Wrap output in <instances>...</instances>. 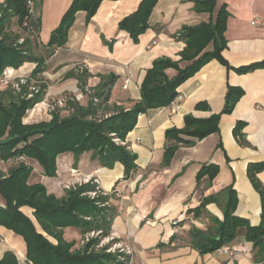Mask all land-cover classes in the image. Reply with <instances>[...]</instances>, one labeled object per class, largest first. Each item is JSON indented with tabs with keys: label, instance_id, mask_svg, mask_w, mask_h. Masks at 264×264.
<instances>
[{
	"label": "crops",
	"instance_id": "obj_1",
	"mask_svg": "<svg viewBox=\"0 0 264 264\" xmlns=\"http://www.w3.org/2000/svg\"><path fill=\"white\" fill-rule=\"evenodd\" d=\"M33 1L40 20L34 52L46 59L45 72L39 78L46 88L43 101L24 118L28 125L49 122L44 120V112L50 100L80 96V104H87L89 98L79 82L80 71L87 74V88H97L101 77L106 84L112 80L107 106L130 110L141 99V84L153 63L162 58L180 60L179 54L186 46L183 28L211 19L208 13L196 12L195 0H158L148 30L134 43L120 29V23L136 12L143 0H104L90 21L86 12H79L66 46L51 49L47 45L52 33L74 0ZM3 2L0 0V4ZM224 7L229 18L224 35L227 48L222 55L232 69L212 60L179 88V95L170 106L139 115L125 142L138 157V169L130 178H125L122 164L117 163L112 170L104 168L92 159V152L84 153L77 166L73 154L59 156L56 178L45 177L42 168L34 166L32 183H42L57 197L65 194L63 184L74 168L81 176L93 178L103 192L114 193L112 204L117 217L112 232L132 246L134 264H264V260H256L253 243L246 242L243 236L225 246L230 252H225L224 247L202 254L190 245L193 229L206 231L212 217L223 221L226 190L230 187L237 198L235 216L253 227L261 223V196L249 178V170L252 165L264 163V68L246 74L235 70L264 63V0H218L213 18ZM212 50L211 44L206 51ZM35 68L36 64L27 63L12 70L33 83ZM167 74L173 78L177 72L171 69ZM230 87L242 89L244 96L232 114L222 115L219 131L194 146H181L171 164L164 166L166 132L183 129L188 115L209 119L222 114ZM4 90L6 87L0 89ZM61 107V116L67 117L70 110L66 102ZM239 123L244 128L240 136H235ZM3 165L0 162V169H4ZM209 166L218 168L216 177L212 182L208 176L198 182L199 173ZM256 178L264 188V170ZM209 197L217 201L195 216L194 210ZM5 206L0 195V207ZM23 211L33 217L29 208ZM79 237L74 229L65 231L68 241ZM8 250L26 261L24 239L0 228V259Z\"/></svg>",
	"mask_w": 264,
	"mask_h": 264
},
{
	"label": "trees",
	"instance_id": "obj_2",
	"mask_svg": "<svg viewBox=\"0 0 264 264\" xmlns=\"http://www.w3.org/2000/svg\"><path fill=\"white\" fill-rule=\"evenodd\" d=\"M103 1L74 0L59 27L52 33L47 47L56 49L66 46L76 15L86 12L90 21ZM217 1H194L196 12L208 13L210 21L183 28L186 46L179 54L180 60H156L141 84V99L130 110L117 105L112 108L107 106L110 98L108 87L112 80L106 84L101 77V83L88 94L87 74L82 72L79 82L83 87L82 92L89 98L87 104L83 106L76 97H68L66 107L70 114L67 117H62L60 110L56 109L50 122L35 125L24 124V118L29 110L43 101L46 88L40 82L46 59L35 56L34 52L38 47L40 20L29 14V0H4L0 4V78L7 69L18 70L27 63H33L36 68L32 77L40 83L42 90L32 99H27L25 86L21 92H16L12 87L0 91V141L9 136L19 137L0 147V162L4 164V169H0V195L6 202L5 207H0V228L24 239L27 246L25 264H129L128 257L127 262H120L111 255L88 253L92 246L113 233V223L117 217V209L112 204L115 194H98L91 198L88 194L100 188L94 182L65 191L62 197H57L50 194L42 183H32L34 166L39 165L45 177L56 178L59 156L73 154L77 166L84 153L92 152V159L98 160L104 168L112 170L117 163L122 164L125 178H130L138 169V157L127 148L125 142L128 134L135 129L139 115L170 106L178 97L179 88L212 60L232 69L222 55L227 48L224 35L229 13L224 7L213 18ZM157 3L158 0H143L138 10L120 23V29L126 31L134 43H138L140 36L148 30ZM211 44L213 50L206 51ZM181 64L186 65L181 67ZM259 68H264V63L235 71L246 74ZM171 69L177 72L173 78L167 74ZM243 96L242 89L230 87L222 114L209 119L188 115L183 129L168 130L163 165L167 167L171 164L181 146H194L197 141L218 132L222 115L232 114ZM243 128L244 124L239 123L234 131L235 136H240ZM34 131H38V135L23 142L22 137ZM262 170L264 163L252 165L249 170V178L262 201L259 226L253 227L249 221L235 216L237 198L230 187L226 190L223 221L212 217L206 231L193 229L190 232L192 248L202 254L214 253L243 236L246 242L253 243L256 260H264V188L256 178V174ZM217 174L218 168L204 167L198 175V182L207 176L212 182ZM216 201L215 197L206 198L201 207L194 210L195 216L202 214L208 204ZM24 208L32 210L33 217L25 214ZM67 229H74L81 239L92 232L99 235L81 252L75 249L79 239L66 240ZM21 263L11 250L6 251L0 259V264Z\"/></svg>",
	"mask_w": 264,
	"mask_h": 264
},
{
	"label": "rangeland",
	"instance_id": "obj_3",
	"mask_svg": "<svg viewBox=\"0 0 264 264\" xmlns=\"http://www.w3.org/2000/svg\"><path fill=\"white\" fill-rule=\"evenodd\" d=\"M32 84L40 87V83H38L37 81H34ZM40 89H41V87H40ZM41 91H40V93H41ZM64 98L67 99L68 97H64ZM55 102H57V100H55V101L50 100L49 104L46 105V111L44 112V114H45L44 120L45 121L50 122L53 118L52 113L55 112L56 109L61 110L63 108V107L58 105L57 107L52 109L51 106H53L55 104ZM34 107H36V105ZM34 107L32 109H34ZM47 115H49V116H47ZM70 174H71V177L67 181H65L63 184L64 191H70V190L76 189L77 187H81L83 185L94 184V182L97 183L93 178H91L92 182H90L88 184L82 183V185H80V178H89V177L81 176L80 171L77 170V168L76 169L74 168L73 170H71ZM100 191L101 192L98 193L99 195H101V194L102 195H104V194L108 195L107 193L103 192L101 189H100ZM99 195H97V196H99ZM113 234H116V233H112L110 235V237H108L107 239H105V240L101 241L100 243L92 246L89 249L88 253L89 254L92 253L94 255H106V256L111 255L120 262H127V259L129 258L128 259L129 264H134V259H133L134 257L133 256L135 253H134V249L132 248V246L127 242V240H124L119 235H117V237H114ZM98 235H99L98 233L92 232V233L86 235L83 239H81V237H80L79 238L80 242H79V244L76 245L75 249H77L81 252H84V250L87 248V244H89V242L92 241L93 239H96L98 237ZM112 239H114V240H112ZM123 247L126 248L125 252L122 251ZM128 252H131V254L130 255L127 254ZM21 262H22L21 264H25L24 259H21Z\"/></svg>",
	"mask_w": 264,
	"mask_h": 264
},
{
	"label": "built area",
	"instance_id": "obj_4",
	"mask_svg": "<svg viewBox=\"0 0 264 264\" xmlns=\"http://www.w3.org/2000/svg\"><path fill=\"white\" fill-rule=\"evenodd\" d=\"M28 6H29V14L31 16L36 17L35 2L33 0H29ZM80 72L82 73L83 71H80ZM24 86L27 87V93H26L27 99H32V98H34V96L40 94V91H41L40 87L33 85L32 83H29V80L24 76L15 75V71L12 69H7L5 71V73L3 74V76L0 78V89L3 87H6V88L12 87V89L15 90L16 92H21V89ZM91 90H93V89L86 87V92L88 94L92 93ZM76 98H77V100H79L80 96H77ZM66 101H67L66 98L59 99L57 102H55V104L53 106H51V108L54 109L58 105L61 106ZM123 145H124V143H123ZM91 180H92L91 178H80V185H82V183L88 184V183L92 182ZM98 193H100V188H98L96 192L89 193V196H91L92 198H95V197H97ZM174 224H176V222ZM117 235L118 234H113L114 237H117ZM112 240H114V239H112ZM125 250H126V248L123 247L122 251L125 252ZM223 250H225V252H230V248H228V247H225ZM127 254L130 255L131 252H128Z\"/></svg>",
	"mask_w": 264,
	"mask_h": 264
},
{
	"label": "water",
	"instance_id": "obj_5",
	"mask_svg": "<svg viewBox=\"0 0 264 264\" xmlns=\"http://www.w3.org/2000/svg\"><path fill=\"white\" fill-rule=\"evenodd\" d=\"M38 133H39L38 131H34V132H31V133H28V134L24 135L22 137L23 142H27L31 137H33L35 135H38ZM18 138H19L18 136H15V137L9 136L7 139H4V140L0 141V147L11 143L12 141H14V140H16Z\"/></svg>",
	"mask_w": 264,
	"mask_h": 264
}]
</instances>
